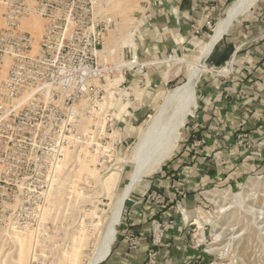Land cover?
Instances as JSON below:
<instances>
[{
	"label": "rangeland",
	"instance_id": "obj_1",
	"mask_svg": "<svg viewBox=\"0 0 264 264\" xmlns=\"http://www.w3.org/2000/svg\"><path fill=\"white\" fill-rule=\"evenodd\" d=\"M144 1L98 2L95 13L99 18L106 16L112 20V25L104 31L102 49L105 48L106 52L101 50L99 55L103 66L111 68L107 69L108 75L80 83L78 97L74 104L71 101L66 104L64 115L52 116L46 112L34 117L40 127H36L31 163L28 167L25 163L16 165L17 172L23 174L21 177H7L0 182V264H58L73 246L81 257L83 255L85 262L95 248L94 240L97 245L108 225H112L116 235L108 257L120 241L126 205L132 202L146 206L170 203V198L163 202L157 198L160 192L155 185L164 174L165 165L184 151L187 126L200 103L201 83L209 77L231 75L239 59L236 54L227 59L233 58L230 68L223 67L227 61L216 67L223 72L204 71L200 74L193 93L192 104L195 106L187 114L182 127L178 128L181 137L158 169L142 176L122 198L117 223L112 220L121 200L119 195L129 182L134 166L129 157L137 143L140 127L149 124L164 104L168 92L187 79L192 68L186 61L197 59L202 43L208 39L213 26L223 17L232 0L220 19L210 25L206 39H193L191 43L195 47L187 45L190 47L184 54L170 53L167 56L163 62L166 82L152 84L146 83L145 79L138 82L140 76L136 75L135 82L128 83V71L142 70L141 62L133 53L138 17L143 11ZM261 1L257 0L248 14ZM242 19L243 16L238 17L230 24V29L216 46L223 39L235 35ZM30 21L38 23L41 34L43 20L33 16ZM30 31L37 43L40 34L35 35L32 27ZM244 39L248 41L247 37ZM127 43L131 45L125 47ZM133 57L134 65L131 63ZM207 57L205 64L214 67L210 63L211 57L206 61ZM128 61L131 65H122ZM146 89L153 97L150 106L139 114L129 111L132 107L130 102L140 98ZM167 190L165 192L171 199L173 196L176 204H181L180 196L184 195L179 193L180 189L168 187ZM199 205L197 225H188V228L194 229L191 233H197L193 244L203 250L202 264H264V161L237 178L205 189ZM135 241H126L127 252L137 245L136 237ZM22 242H25V250L21 255L18 252ZM107 257L99 264H104L109 259Z\"/></svg>",
	"mask_w": 264,
	"mask_h": 264
},
{
	"label": "crops",
	"instance_id": "obj_2",
	"mask_svg": "<svg viewBox=\"0 0 264 264\" xmlns=\"http://www.w3.org/2000/svg\"><path fill=\"white\" fill-rule=\"evenodd\" d=\"M230 1L145 0L138 17L133 53L142 70L128 71V83H134L136 75L140 76L138 82L143 79L152 84L166 82L163 62L167 56L184 54L190 47L187 45H193V39H206L210 32L207 22L212 25L220 19ZM234 34L216 46L210 59L214 67L221 66L215 61L232 45L229 57L239 56L234 71L227 76L209 77L201 83L200 103L187 126L185 142L188 144L196 138L201 141L200 147L191 153L182 150L172 157L155 185L164 200L170 198V203L126 205L120 241L104 264H202L203 250L193 244L197 233H191L194 229L188 228L197 225L202 193L263 163L264 0L243 16ZM151 94L146 89L140 98L130 102L129 111L143 112L153 100ZM168 187L180 189L184 194L180 196L181 204H176L175 198L172 196L174 201L166 193ZM148 219L152 221L149 223ZM126 231L137 239V245L130 247L129 252L123 239ZM153 237L157 239L154 241Z\"/></svg>",
	"mask_w": 264,
	"mask_h": 264
},
{
	"label": "built area",
	"instance_id": "obj_3",
	"mask_svg": "<svg viewBox=\"0 0 264 264\" xmlns=\"http://www.w3.org/2000/svg\"><path fill=\"white\" fill-rule=\"evenodd\" d=\"M99 1L0 0V182L21 177L16 165L31 163L40 127L34 117L64 115L66 104L75 103L80 83L108 75L111 68L103 66L99 55L112 20L95 13ZM33 16L43 20L37 43L30 31ZM200 145L194 138L184 152ZM158 197L164 201L160 193ZM123 239L136 243L130 231Z\"/></svg>",
	"mask_w": 264,
	"mask_h": 264
},
{
	"label": "bare ground",
	"instance_id": "obj_4",
	"mask_svg": "<svg viewBox=\"0 0 264 264\" xmlns=\"http://www.w3.org/2000/svg\"><path fill=\"white\" fill-rule=\"evenodd\" d=\"M256 2L257 0L231 1L223 17L213 26L208 39L202 43L197 59L193 62L186 61V63L192 68L187 73V79L182 84L176 86L168 92L167 96L165 97L164 104L157 111L156 115L151 118L149 124L146 127H140L138 131L137 143L135 144L134 150L129 157V160L134 163V166L129 176V182L125 185L123 192L119 195V198L121 200L116 206V210L114 213L115 217L112 218V220H115L116 223L118 220L119 208L122 198L126 196V194L131 190V188H133V185H135L137 181H140L142 176L158 169V167L162 164V162L172 150L173 144L181 137V133L178 131V128L182 127L183 122L186 120L187 114L191 112L193 110V107L195 106L194 104H192L194 100L193 93L199 80L200 74L204 71L215 73L223 72V69L221 68L207 66L204 61L205 58L211 53L217 41L221 37H223L225 33L230 29L231 22L235 21L236 18L244 16L246 13H248L249 9ZM105 4L106 3H104V5ZM32 28L33 32L35 31V35L40 34L37 22H32ZM130 45L131 43H127L125 47ZM102 51H104L105 53L106 49L104 48L102 49ZM232 61L233 58L228 60L227 63L223 65V67L230 68L232 65ZM124 64L131 65L129 61L122 63L123 66ZM115 235V228L112 225H108L106 231L100 239V242L97 245L95 244L96 241L94 240L93 246H95V248H93V251H91V254L88 257L87 261L83 262V255L81 257L76 247L73 246L72 251L62 256L58 264H99L110 253L111 245L115 240ZM82 241H86V239H83ZM19 244L20 246L18 253L22 255L23 251L25 250V242ZM83 246L81 245V247ZM28 249L29 248H27L26 250Z\"/></svg>",
	"mask_w": 264,
	"mask_h": 264
},
{
	"label": "trees",
	"instance_id": "obj_5",
	"mask_svg": "<svg viewBox=\"0 0 264 264\" xmlns=\"http://www.w3.org/2000/svg\"><path fill=\"white\" fill-rule=\"evenodd\" d=\"M210 33V32H209ZM217 44V43H216ZM216 44L215 46L213 47V50L211 51L210 55L207 57L206 61L209 59V57L212 56L214 50L216 49ZM231 50H232V45H228L224 51V53H222L220 59L216 60L215 61V64L216 65H220V64H223V62L225 60H227V58L229 57V55L231 54Z\"/></svg>",
	"mask_w": 264,
	"mask_h": 264
},
{
	"label": "water",
	"instance_id": "obj_6",
	"mask_svg": "<svg viewBox=\"0 0 264 264\" xmlns=\"http://www.w3.org/2000/svg\"><path fill=\"white\" fill-rule=\"evenodd\" d=\"M231 23H232V22H231ZM221 38H222V37H221ZM221 38H220V39H221ZM220 39H219V40H220ZM219 40H218V41H219ZM218 41H217V42H218Z\"/></svg>",
	"mask_w": 264,
	"mask_h": 264
}]
</instances>
